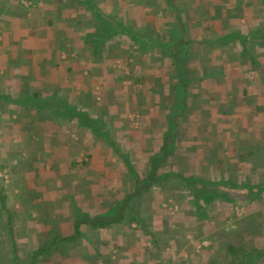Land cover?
Here are the masks:
<instances>
[{
    "label": "crops",
    "instance_id": "1",
    "mask_svg": "<svg viewBox=\"0 0 264 264\" xmlns=\"http://www.w3.org/2000/svg\"><path fill=\"white\" fill-rule=\"evenodd\" d=\"M163 14L167 16L162 17ZM100 22L109 27L106 30L109 33L102 30ZM152 24L154 29H148ZM205 28H211V34L196 40ZM179 29L189 35L188 41H204L206 45L207 52H202L204 61H198L200 69L192 71L203 75L191 78L193 83L204 82L208 91L206 98L210 101H201L208 105L202 110L211 109L214 103L210 94L214 95L216 89L223 94L215 104L225 103V96L239 94V115L224 114L232 112L230 101L229 109L224 108L223 115L217 111L214 121L234 120L237 125L234 124V128L229 125L230 129L225 127L223 132L235 131L241 143L257 144L253 143V137L264 138V0H0V154L4 157L12 154L23 160L20 167L31 162L33 169L43 171L45 164L49 166L45 155L57 147V137L72 141L75 128H84L82 118L93 127V131L80 133L85 142L77 150L66 143L59 148L60 153L64 150L70 156L53 157L48 169L53 168L58 173L46 182L33 173L31 177L25 173L26 178L19 182L12 173L10 188L0 190V264H219L218 261L224 260L226 253L221 252L216 240L199 249L198 239L181 236L176 245H171L167 237L171 240L175 237L155 222L151 200L146 195L143 197L144 193L138 195L143 202L138 212L139 226L135 225L134 211L124 213L117 205L111 209L101 205L100 210L97 205L94 215L84 213L89 207L86 202L90 200H116L114 191L108 199L100 190H95L100 179L111 183L127 179L138 188L149 179H145L148 174L144 176L136 170L139 167L135 166L134 152L121 149L111 133L108 135L103 127L100 129L99 118L90 117L82 108L93 105L94 96L99 100V91L105 93L104 89L109 88L120 91L116 86L122 81L123 72L117 70L112 58L128 48L133 47L138 50L137 54L148 59L145 70L139 65L136 73L147 70L154 74L166 67L172 50H178V44L170 46L173 40L169 43L167 36H173ZM209 54L211 58L207 57ZM175 57L179 56L175 54ZM218 60H222V65L212 69L216 68ZM178 62L181 65L179 58L175 63L170 61L176 74ZM210 66H214L211 71ZM159 71L157 74H161ZM253 71L256 82H246L235 90L228 77L225 84L219 86L222 74H239L243 80L245 74ZM115 72L117 75L112 80ZM138 78L140 80L132 78V81H141L143 77ZM211 83L215 90L211 89ZM25 93L29 94L27 100L35 103L31 105L38 106L42 97L45 106L62 105L72 113L81 112V119L77 117L74 121L69 111L62 109L63 114L58 117L65 123L63 135L58 130L54 133L26 130V110L20 105ZM53 96L59 103L51 101ZM29 112L37 111L28 108V115ZM257 150L250 149L246 154H255ZM81 151L87 156L82 164L76 160L78 154H83ZM118 157L124 159L120 168L127 171V176L112 173L116 171L113 160ZM14 162L0 163V167H5L3 171L9 170L15 166ZM1 171L0 182L4 186ZM190 178L196 181L190 188L191 194L200 195V199L199 195L193 198L194 204L211 200L209 187L204 188L203 183L212 179ZM22 182L27 185L26 198L18 194L17 185ZM10 195L14 196L16 204L9 201ZM78 202L83 206L80 209ZM191 228L187 229L188 233L195 231L200 235L205 231L204 227ZM181 230L175 228V233ZM157 236L163 245H152L151 238L157 242Z\"/></svg>",
    "mask_w": 264,
    "mask_h": 264
},
{
    "label": "rangeland",
    "instance_id": "2",
    "mask_svg": "<svg viewBox=\"0 0 264 264\" xmlns=\"http://www.w3.org/2000/svg\"><path fill=\"white\" fill-rule=\"evenodd\" d=\"M110 13L108 11V14ZM166 16V14L162 15V17ZM151 19L154 20L153 18ZM150 28L154 29L153 24L148 27V29ZM217 28L220 29L219 26ZM182 32V29H179L176 34L174 31L173 36L167 37L169 43L173 40L171 42L172 47L177 45V43L183 46L182 43L187 41L185 43L187 45L186 49L185 46L184 49L182 46H176L178 48L176 55L179 56V60L181 59V63L186 62L185 64H188V67L186 66L183 69L179 66L176 74L170 67V61L173 63L178 58L171 53V57L166 59L168 61L166 67L161 68L160 71L156 70L161 74H157L156 71L154 74L148 73L147 70L145 71L146 73H142L140 70H138L139 73H136V66L141 65L142 69H144V67L148 66V59L143 58L144 56L141 54H137L138 50L133 47L131 49L128 48L125 51L126 53L120 52L121 55L119 54L112 58L117 70L123 72L121 74L123 75L122 81L116 86L120 88V91L115 92L113 88L104 89L105 93H100L99 91V100L94 96V104H88L82 108V111H85L90 117L99 118L100 129L103 127L108 132L106 134L110 135L111 133V136L117 140L121 149H129L134 152L132 155L134 163L136 167H139L136 170L141 175L147 176L148 174L145 179L150 180H145L146 183H142V186L138 188L137 184L132 186L130 184L132 181L129 182L127 179L115 183L114 181L111 183L108 179H104L101 182L100 179L95 186V190H100V192L104 193L103 197H108V199L113 195L112 191H114L116 200L110 199L103 202L90 200L86 202L89 207L88 209L85 208L84 213L94 215L97 205V210H100L102 206L109 209L117 205L124 213L127 212L128 214L134 211L135 225L139 226L138 212L143 202L140 201L142 197H138V195L144 193L143 197L146 195V198L148 197L151 200L150 205L155 222L164 229L166 228L168 235L171 234L175 237L172 240L167 237L168 241H171V245H176L177 238L181 240V236L188 237V240L198 239L200 241L197 245L199 249L208 247L210 242L216 240L217 244L222 248L221 252L226 253L224 260L218 261L219 264H240L242 261H247L244 256L250 258L253 256L251 264H264L263 258L260 259V255H264V138H261L260 135L253 137V143L256 142L257 144H250V142L241 143L235 131L224 133L222 130L225 127L229 130V125L234 128V124L237 125L234 120L221 122L219 119V122L214 121L215 113L218 111V114L223 115V109H229L230 101L232 112L224 114L239 115L237 112L241 101L237 96L239 94L234 97L229 93V97H224L225 103L221 101L219 104H215V101L219 102L222 99L223 94V91L216 89V95H213L212 92L210 94L211 102L214 103L213 106L211 109L202 110L207 108L208 105L201 101H210V98H206L208 91L203 85L204 82L193 83L192 85L191 78L196 79L195 75H203L192 73V71L195 72L200 69L198 61L200 59L204 61L202 52H207L206 45L204 41L198 43L188 41L189 35L186 32H183L185 34ZM210 34L211 28H205L203 34L197 37L196 40H203ZM208 56L210 57V54ZM153 60L155 59L153 58ZM205 61L208 60L205 59ZM222 63V60L215 61V64H217L216 68L212 69H217ZM211 67L214 66H210L208 70L211 71ZM185 71H187V78ZM255 73L253 71L245 74L243 76L245 79L243 80H240L239 74L231 76L222 74L218 80L219 86L225 84L226 79L230 77V86L236 90L237 86L246 82H256ZM116 75L117 72L114 73L112 80L115 79ZM136 76L143 78L141 81L133 82L132 78H135V81L140 80ZM145 79L147 82H145ZM189 82L192 87L189 86L191 88L187 100L183 95ZM249 87L252 86L249 84ZM215 88L213 83H211V89L215 90ZM253 88L255 89L254 86ZM231 95L232 98L230 99ZM233 99L235 100L234 102ZM43 104L44 102L40 106L43 107ZM43 110L44 112L42 113L34 112V114L29 112L31 113L30 115L34 114L33 116L28 115L26 111L27 120L24 122L26 126L24 129L29 131L42 130L43 132L53 131V133L58 130L63 135L65 123L62 122L63 127H60L61 124H57L59 120L54 119L55 117L49 113L55 110L54 107L47 106ZM52 117L53 120L48 121ZM72 119L74 121L77 120L76 115ZM237 121L240 123L239 120ZM53 124L55 126H52ZM87 130L93 131V127L88 125V127L84 128L79 126L75 128V133H72L74 139L72 141L71 139L70 141L65 139L63 136L61 138L57 137L58 142L56 141L55 144L57 147L51 148L49 155L44 154L47 156L46 158L43 156L44 160L50 166V163H53V157L57 159L62 156L69 157L70 153L64 152V150L60 153L59 150L61 149L59 148L65 146L66 143L67 145L71 144L72 148L77 150L81 146L80 144L82 143L83 145L85 142V139L80 138V133ZM242 145H245V148H241ZM51 146L54 147L52 144ZM224 149L227 151L224 152ZM250 149L258 150L255 154H246ZM151 151L152 153L149 156ZM81 153L83 154H78L76 159L80 164L87 160L86 153L82 151ZM160 153L164 155V158H157ZM5 157L10 158L11 162L15 160L14 165L18 167V170L4 169V171L2 170L3 172L1 171V179L5 183L3 186L0 182L1 191L10 188L12 184L10 181L13 178L11 177L12 173H14L13 176L17 175L15 178H18L19 182L23 178L25 179L27 174L31 177L30 174L32 173L36 174L38 179H43L46 182L58 173V170L48 169L49 166L47 164H45L43 171H36V169L32 168L31 162L23 163L22 167H20L21 163L24 162L23 160L12 154H5ZM72 158L70 157V159ZM123 160L122 157L113 160L116 171L114 170L112 173L118 172L120 177L123 175L127 176V171L120 168ZM74 173L76 174V172ZM167 175L169 176L167 177ZM179 175L183 179L190 177L198 179L202 177L204 180L212 179V182L215 181L217 186H209L207 190L209 193L211 192V200L194 204L193 198L199 194H195L194 197L193 193L191 194L193 191L185 184L182 178H179L181 177ZM223 183L231 184V186L220 185ZM17 186L19 188L18 194L26 198L28 195L25 192L27 185L22 182ZM11 187L16 188L14 185ZM143 188L144 191H141ZM94 194L93 192L92 195ZM13 195H10L9 201L15 203ZM184 197L188 199H183ZM132 198L134 201L131 200ZM19 203L21 205L20 201ZM80 204L81 202L77 203V208L79 209L83 207ZM181 221H183L182 224ZM192 226L199 229L204 227L205 231L199 233L200 235L195 231L188 233L187 229H192ZM175 228H181L182 230L178 231L177 234L175 233ZM183 231L184 233L182 234L181 232ZM151 241L152 245H163L160 236H157L158 243L152 238ZM257 255L259 258H256ZM222 259L223 257H221Z\"/></svg>",
    "mask_w": 264,
    "mask_h": 264
},
{
    "label": "trees",
    "instance_id": "3",
    "mask_svg": "<svg viewBox=\"0 0 264 264\" xmlns=\"http://www.w3.org/2000/svg\"><path fill=\"white\" fill-rule=\"evenodd\" d=\"M98 13L99 14H101L100 13V11H98ZM100 18V17H99ZM101 23V22H100ZM101 28H102V30H104L105 32H107L106 30H107V28H109L108 26H105L104 27V24L102 25V23H101ZM116 31V29H114V31L112 30V32L114 33ZM118 31L119 32H121L119 29H118ZM107 33H109V32H107ZM186 43V42H185ZM185 43H182L183 44V49H184V46H185V49H186V47H187V45L185 44ZM178 44V46H181L179 43H177ZM170 46H172V44L170 45ZM142 47V46H141ZM188 49V48H187ZM186 51H188V50H186ZM172 54H173V56L175 57V54H176V49H174V50H172ZM178 60V59H177ZM173 63H175V61H173ZM186 62H182L181 63V65L179 64V62H178V67L179 66H181L183 69H185L186 68V64H185ZM186 72V78H187V71H185ZM189 77V76H188ZM192 85H193V82L191 83ZM190 84V82L188 83V86H187V89H185V92H184V98L185 99H187L188 100V97H189V91H190V88L192 87V85ZM189 86H191L190 88H189ZM28 93H25V97H24V99H23V101H22V103L20 104V105H22L24 108H25V110L28 112V108H33L34 110H36L37 112H39V113H42V112H44V110H43V108L44 107H47V106H45V104H43V107L42 106H40V105H42V103L44 102H46L45 100H43L42 99V97H40V99H39V103L38 102H36L35 100V102L36 103H38V106H35V105H31V103H34V102H31V99H28L27 100V97H29V94L27 95ZM37 95V94H36ZM26 99V100H25ZM50 99H53L54 101H56L57 103H59L58 102V100H57V98L55 97V96H53V97H50ZM188 103V102H187ZM28 104H29V106H28ZM35 104V103H34ZM185 105H187L186 103H185ZM67 107H63L62 105H56L55 107H54V111L53 112H49V113H51L55 118L54 119H58L59 121H58V123L57 124H61L60 125V127H63V123L62 122H64V121H62V118L60 117H58V116H60V115H62L63 113H61V110L63 109V111H69V114L73 117L74 115H76V117H80V119H81V112H79L78 114H73L72 112H71V110H69V109H66ZM71 109V108H70ZM43 110V111H42ZM65 111V112H66ZM75 113H76V111H75ZM28 114V113H27ZM79 119V120H80ZM51 120H53V117L52 118H50V120L49 121H51ZM82 120H83V122H81L83 125H84V127H86L87 125H88V121H86V119L85 118H82ZM81 121V120H80ZM80 121H79V124H80ZM86 123V124H85ZM92 124V123H91ZM52 126H55L54 124L52 125ZM82 126V125H81ZM98 128V127H97ZM157 158H164V155L162 154V153H160V154H158L157 155ZM0 163H5V165H6V163H8V164H10L11 163V159L10 158H7V157H4V156H2L1 154H0ZM7 164V165H8ZM3 168H5V167H0V171L1 170H3ZM18 167L15 165L14 167L12 166L11 167V169H12V171H15L16 169H17ZM166 176V175H165ZM169 175H167V177H168ZM176 176H178V175H176ZM179 176H181V175H179ZM153 177V176H152ZM179 178H182V176L181 177H179ZM182 180H184V182H185V184L188 186V187H190L191 188V186H193V184H195L196 183V181L195 180H193L192 178H188V179H183L182 178ZM206 183V184H205ZM219 185V184H218ZM221 185H223V186H225L224 184H221ZM231 186V184H226V186ZM203 186H204V188H207V187H209V186H217V184H214V183H212V182H210L209 181V183L208 182H204L203 183ZM234 186V185H233ZM211 195V194H210ZM208 198H210V197H208ZM246 255V254H245ZM256 258H259V256L257 255V257ZM263 258V260H264V255H260V259H262ZM244 259H246L247 261H242L240 264H251L250 262H252L251 260H253V256H252V258H250V257H248V256H244ZM264 262V261H263Z\"/></svg>",
    "mask_w": 264,
    "mask_h": 264
}]
</instances>
